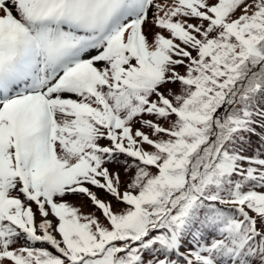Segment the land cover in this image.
Here are the masks:
<instances>
[{"label":"snow or ice","instance_id":"snow-or-ice-1","mask_svg":"<svg viewBox=\"0 0 264 264\" xmlns=\"http://www.w3.org/2000/svg\"><path fill=\"white\" fill-rule=\"evenodd\" d=\"M0 264H264V0H0Z\"/></svg>","mask_w":264,"mask_h":264},{"label":"trees","instance_id":"trees-1","mask_svg":"<svg viewBox=\"0 0 264 264\" xmlns=\"http://www.w3.org/2000/svg\"><path fill=\"white\" fill-rule=\"evenodd\" d=\"M71 202L74 203V204H82L84 203L80 198L76 197V198H70ZM83 211L87 212L90 210V207L89 206H85L83 209Z\"/></svg>","mask_w":264,"mask_h":264}]
</instances>
